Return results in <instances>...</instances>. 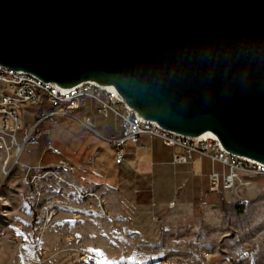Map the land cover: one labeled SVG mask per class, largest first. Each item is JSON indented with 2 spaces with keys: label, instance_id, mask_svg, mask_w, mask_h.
Wrapping results in <instances>:
<instances>
[{
  "label": "water",
  "instance_id": "1",
  "mask_svg": "<svg viewBox=\"0 0 264 264\" xmlns=\"http://www.w3.org/2000/svg\"><path fill=\"white\" fill-rule=\"evenodd\" d=\"M0 65L264 165V0H0Z\"/></svg>",
  "mask_w": 264,
  "mask_h": 264
},
{
  "label": "built area",
  "instance_id": "2",
  "mask_svg": "<svg viewBox=\"0 0 264 264\" xmlns=\"http://www.w3.org/2000/svg\"><path fill=\"white\" fill-rule=\"evenodd\" d=\"M81 109L87 110L82 118L76 114ZM30 113L37 118L31 126H27L25 118ZM53 116L79 120L85 128L110 144L117 163L125 159L129 145L140 146L141 137L149 135L159 137L173 149H183L181 152L174 151L175 163L209 158L219 164L220 168L213 169L208 175V189L200 193L203 208L212 204L207 199L210 194L221 200L226 192L250 187L253 177L264 176V165L228 153L213 136L183 137L142 119L110 88L85 82L70 90H60L26 72L0 65V188L5 179L20 170L27 202L35 196L53 194L51 200L44 202L42 209L32 214L30 229L33 238H23L18 242L24 258L27 257L24 251L27 247L46 251L41 245L44 229L59 215H67V219L73 221L92 217L112 218L107 197L95 187H80L70 177L74 167L52 140L47 142L46 149L61 157L57 162L30 164L21 160L25 146L38 135V128ZM110 120L114 125L111 134L108 132ZM91 162L88 161V164ZM243 199L239 197V200ZM210 255L204 253L206 259ZM80 259L87 260L85 253L80 254ZM238 260H233L231 264H252ZM151 264L178 263L166 258Z\"/></svg>",
  "mask_w": 264,
  "mask_h": 264
},
{
  "label": "rangeland",
  "instance_id": "3",
  "mask_svg": "<svg viewBox=\"0 0 264 264\" xmlns=\"http://www.w3.org/2000/svg\"><path fill=\"white\" fill-rule=\"evenodd\" d=\"M84 111L86 112L84 109L76 114L81 116ZM36 118L30 113L25 118V124L31 126ZM66 120L62 116L47 119L38 128L41 132V142L66 129ZM31 143L25 146L21 155L22 161L36 158L34 145ZM180 150L182 149L178 147V151ZM104 152L106 157L111 155L107 146ZM201 163L202 169H200ZM196 166L197 174L201 170L211 169L208 159L197 162ZM253 181V186L245 190L243 200L230 195L219 200L214 194H210L208 199L211 205L203 208L198 197L192 204L191 211L180 213L175 207H170L171 202L168 205H162V208L158 210V204L153 202L154 212L150 210L147 216L159 225V235L151 239L147 235L143 239L138 238L126 226V223L117 227L115 221L97 218L92 220L90 233L86 232L87 226L82 227L84 234H81L83 236L81 244L85 248L66 242L59 253L57 249H51L49 244L45 243V235L53 225V220L43 232L41 245L46 251H41L39 248H25L27 257L24 258L21 255L23 264H82L86 261L80 259L83 249L89 253V258L83 264H151L166 258L178 264H213V262L231 264L237 259L240 262L264 264V176L253 177ZM21 183L22 173L16 170L4 180L0 188V264L5 259L8 240H13L12 236L17 234L16 223L19 219L26 218L23 236L27 239L33 238V232L30 229L32 207L29 204H22V199L17 192V187ZM203 183L207 190L206 181ZM179 193L181 198L183 192ZM51 197L53 194H43L40 198L42 205L51 200ZM213 203L218 206H213ZM22 211L25 216L22 215ZM143 220L147 224V218ZM205 252L211 254L208 260L204 257ZM226 255L234 258L228 260L224 257Z\"/></svg>",
  "mask_w": 264,
  "mask_h": 264
},
{
  "label": "crops",
  "instance_id": "4",
  "mask_svg": "<svg viewBox=\"0 0 264 264\" xmlns=\"http://www.w3.org/2000/svg\"><path fill=\"white\" fill-rule=\"evenodd\" d=\"M83 110L81 109L80 111ZM86 113L87 110L86 112L84 111L83 115H77L82 118ZM63 118L67 119V128L59 131L52 138L41 142V132L36 131L38 135H35L31 141V144L34 145L36 158L30 159L29 155L30 160L23 161L30 164H35L38 161L43 163L57 162L61 157L46 149L47 142L52 140L56 146L63 150L64 158L74 167L70 177L82 188L95 187L102 192L109 202L112 214L110 220L115 221L117 227L126 223V226L138 238L143 239L147 235L151 239L159 235V225L155 221L152 222L147 216L148 212L153 210V202L158 204V210L162 208V205H168L171 202L169 204L170 207H175L180 213L191 211L192 204L197 201L198 197L200 199L201 191H206L203 181H206L208 185L209 173L213 169L220 168L219 164L213 163L209 158L198 159L191 163H175L173 161L174 151L181 152L183 149L181 147L182 150L180 151H178V147L173 149L165 145L159 137H151L149 135L141 137L140 146L129 145L125 159L121 163H117L115 152L106 140L85 128L79 120L70 117ZM113 126V122L110 120L108 130L110 134L113 133ZM39 142L42 144L40 145ZM106 146L111 152L108 157L104 155ZM204 159H208L211 163V169L207 171L201 170L197 174L196 164ZM90 160L92 162L88 164ZM202 168L203 165L201 163L200 169ZM253 183L252 179L250 187H241L228 191L224 197L230 195L237 199L239 197H244L245 199V190L250 189ZM17 192L22 199V204H29L32 207L31 218L32 214L41 208V197L35 196L27 202L25 200L26 190L22 185L17 187ZM179 192H183L181 198ZM213 206L217 207L218 205L214 204ZM21 213L25 216L23 211ZM67 217V215L57 217L45 235V243L47 242L51 249H57L59 253L66 242H72L76 246H82L83 248L84 246L81 244L83 236L81 234L84 229L82 227L87 226L86 232L90 233L92 231L90 229L92 220L97 219L92 217L73 221L68 220ZM145 217L147 218V224L143 220ZM25 219L23 217L16 223L17 234L12 236L13 240H8V250L4 255L5 259L2 264H23L18 242L25 238L23 236V229L26 224ZM84 250L83 253L88 259L89 253ZM224 257L228 260L234 258L227 255ZM86 261L82 262V264L86 263ZM213 264L216 263L213 262Z\"/></svg>",
  "mask_w": 264,
  "mask_h": 264
},
{
  "label": "bare ground",
  "instance_id": "5",
  "mask_svg": "<svg viewBox=\"0 0 264 264\" xmlns=\"http://www.w3.org/2000/svg\"><path fill=\"white\" fill-rule=\"evenodd\" d=\"M207 134H210V133H207Z\"/></svg>",
  "mask_w": 264,
  "mask_h": 264
}]
</instances>
